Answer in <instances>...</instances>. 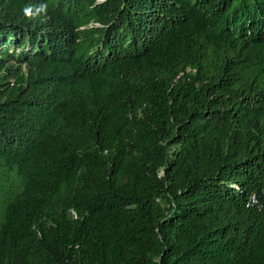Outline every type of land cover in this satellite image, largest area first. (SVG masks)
<instances>
[{
  "label": "trees",
  "instance_id": "1",
  "mask_svg": "<svg viewBox=\"0 0 264 264\" xmlns=\"http://www.w3.org/2000/svg\"><path fill=\"white\" fill-rule=\"evenodd\" d=\"M0 264H264V0H0Z\"/></svg>",
  "mask_w": 264,
  "mask_h": 264
}]
</instances>
